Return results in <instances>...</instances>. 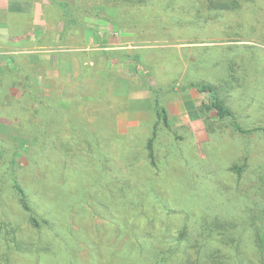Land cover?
<instances>
[{"label": "rangeland", "instance_id": "1", "mask_svg": "<svg viewBox=\"0 0 264 264\" xmlns=\"http://www.w3.org/2000/svg\"><path fill=\"white\" fill-rule=\"evenodd\" d=\"M253 1L0 0V264H264ZM204 80L250 133L206 113Z\"/></svg>", "mask_w": 264, "mask_h": 264}, {"label": "trees", "instance_id": "2", "mask_svg": "<svg viewBox=\"0 0 264 264\" xmlns=\"http://www.w3.org/2000/svg\"><path fill=\"white\" fill-rule=\"evenodd\" d=\"M117 1L121 2V3H132L135 5H140V4H144V3L148 2V0H117ZM249 1H252V0H207L208 4L210 6L216 7L219 10L239 9V8H242L245 5V3L249 2ZM254 3H255L254 6L256 8L257 7L259 8L262 5L261 1H255ZM61 5H63L64 7L68 6V4H66L64 2L61 3ZM68 9L69 8L67 7L66 8L67 13H70L68 11ZM259 13H260V16L263 17V19H264V12H260V10H259ZM69 21L75 22V19H70ZM263 23H264V21H263ZM134 59L136 60V57H134ZM252 67H254V70L261 71V72L263 71V68L260 69V63H259L257 58L254 60ZM191 85L193 87L197 88L201 93H209L212 95V105H211V107H207L208 110H206V113H208L209 111L214 109L217 113V116L220 119H222V120H224L226 118L231 119L233 124H234V127L237 131L242 132V133H250L251 132V130L244 128L240 124V122L238 121V117L236 115V112L227 103L228 96H230V95H229V93L227 95V92L225 91V87L223 86V84H214L213 82L204 80V81H200V82H192ZM155 92L157 93V91H155ZM155 105H156V107H155L156 108V114L159 116L158 120H164L165 122H167L168 113H167L166 108L161 107V104H160L158 99H157ZM206 119L207 120L210 119L208 115H206ZM156 128H157V125L155 126L154 134L151 137L150 142H149V148L151 150L150 155H151V158H152L154 165H157L155 155H154V148H153V143L156 139V136L158 135ZM261 129L264 130V128H261ZM239 170H242V167L239 168ZM16 187H17V190H18V193H19V196H20V199H21L23 205L27 209H30V206L28 205V198H27V194H26L25 190L22 189L21 187H18V186H16ZM33 221L36 225L41 224L39 218H37L36 216L33 217ZM204 228H205V230L202 234L203 236L206 235L207 237L217 238V234H218L217 231H218V229H220V227H217L215 225L205 224ZM226 229L229 230V227H227ZM205 231H206V233H205ZM187 232H188L187 230L181 231L180 236L177 237L178 240L181 241V240H184L185 238H187ZM218 239L219 238H217V240ZM235 240L237 241V239H235ZM258 245L260 246L259 248L262 249L263 256H264V233L260 235V238H258ZM172 248H174V245ZM171 253H173V252H170V254ZM170 254L169 253H161L160 258H158V264H167Z\"/></svg>", "mask_w": 264, "mask_h": 264}]
</instances>
